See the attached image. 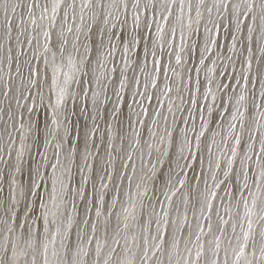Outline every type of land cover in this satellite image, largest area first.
Listing matches in <instances>:
<instances>
[{"label": "snow or ice", "instance_id": "1", "mask_svg": "<svg viewBox=\"0 0 264 264\" xmlns=\"http://www.w3.org/2000/svg\"><path fill=\"white\" fill-rule=\"evenodd\" d=\"M0 10V264H264V0Z\"/></svg>", "mask_w": 264, "mask_h": 264}, {"label": "bare ground", "instance_id": "2", "mask_svg": "<svg viewBox=\"0 0 264 264\" xmlns=\"http://www.w3.org/2000/svg\"><path fill=\"white\" fill-rule=\"evenodd\" d=\"M22 12H26V9H17L16 14L9 13V15L11 16V18L13 20V26L14 27H15V24L17 23V21L19 20V14ZM3 19H4L3 11L0 10V23L3 22ZM245 23H247V22H245ZM0 55H2V52H0Z\"/></svg>", "mask_w": 264, "mask_h": 264}]
</instances>
